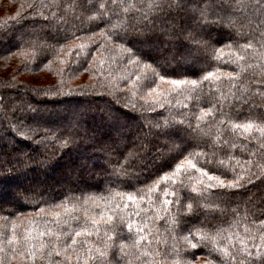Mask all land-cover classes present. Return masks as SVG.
Returning <instances> with one entry per match:
<instances>
[{
	"label": "trees",
	"instance_id": "1",
	"mask_svg": "<svg viewBox=\"0 0 264 264\" xmlns=\"http://www.w3.org/2000/svg\"><path fill=\"white\" fill-rule=\"evenodd\" d=\"M151 3L0 0V264H247L241 253L264 252V3L185 0L167 17ZM130 18L142 54L117 38ZM202 171L252 179L209 188ZM81 228L92 235L48 258Z\"/></svg>",
	"mask_w": 264,
	"mask_h": 264
},
{
	"label": "snow or ice",
	"instance_id": "2",
	"mask_svg": "<svg viewBox=\"0 0 264 264\" xmlns=\"http://www.w3.org/2000/svg\"><path fill=\"white\" fill-rule=\"evenodd\" d=\"M262 3H264V0H261ZM185 4V0H152V3L149 5L150 9H154L155 13L157 16L160 17H167L169 15V13L173 10V9H179L181 8L183 5ZM144 20L146 21V27L148 28V30H152V28L155 27V19L156 16H153L152 18H149L147 15H144ZM201 19H203V17H201ZM132 18H130V23L127 25V27L131 30L130 32L126 33L125 35L121 36L119 33L117 34V38L118 39H123L126 42H128L129 44L132 45V47L135 49L134 52H132V55H137V54H142L141 49L136 47L135 44V40L142 35L141 30L137 27V25L134 22H131ZM208 23H216V24H225L224 18H219L216 20H208ZM227 24L230 26L231 25V21H227ZM192 39H195V37H192ZM246 47H251V45H246ZM132 62V61H130ZM212 76V73L209 72L204 79L208 80L210 77ZM159 80L160 81H165L166 80V76L165 75H159ZM170 84L173 86H180L183 85L185 83H189V81H185V80H179V79H171ZM190 83L192 85H196L197 81L196 80H191ZM248 127H251V125H248ZM261 131H264V129H262ZM191 167L193 169H196V164H191ZM183 168V164H178L177 165V169H182ZM203 176H206L208 181H209V185L208 187L211 188L213 187V184L211 183L212 181H215V186L222 188V189H236V188H240L243 186V184L241 183L242 181L244 183H247L248 181H250L252 179V177H248L247 180H245V177L242 175H234V178L230 181H228L227 183L224 182L223 179H221V176L219 175H210L207 171H202ZM165 197L168 196V192L165 190L164 193ZM173 195L176 196V203L179 204V193H173ZM135 198L132 195H128V200L129 201H133ZM165 203H172V201H168L165 200ZM189 209H191V206L189 205ZM108 220L111 221L112 217L109 216ZM92 225L96 228L97 233L99 232V221L93 219L91 221ZM128 229L129 231H131L132 229V225L129 224L128 225ZM41 235H44V233H41ZM49 235H51V232H49ZM82 235H86V236H91L92 232L89 231L87 228H81L78 231H75L73 235H71L70 240L68 242L64 243L63 248L57 250L56 245L54 244L52 246V251H50L47 255L48 258L51 259L52 257V252L55 253V255L58 257L61 255L62 251H66L68 248H72L75 245H77L78 243H80V241L77 240L78 237H81ZM109 239H111V237H109ZM185 240L187 241L188 245L192 248H196L197 244L196 243H192L191 240H189L187 237L185 238ZM206 240H214V237H208V236H201L200 237V241H206ZM57 243H59V241H57ZM115 242L113 241V244ZM46 245L44 244H40V254L41 256L45 255L44 249H45ZM105 247H108V245H105ZM257 249H259L261 246L257 245L256 246ZM211 254V253H210ZM30 256H32V258H35V253H30ZM105 256L104 252H100L98 258L102 259ZM242 256V260L246 261L247 264H264V252H260L257 251L256 253H253L251 250L247 251L246 253H241ZM257 257H259V259L257 260ZM232 259H236V256L233 255ZM204 264H211V261H205ZM221 264H223V261H221Z\"/></svg>",
	"mask_w": 264,
	"mask_h": 264
},
{
	"label": "rangeland",
	"instance_id": "3",
	"mask_svg": "<svg viewBox=\"0 0 264 264\" xmlns=\"http://www.w3.org/2000/svg\"><path fill=\"white\" fill-rule=\"evenodd\" d=\"M157 53H158V52H157ZM158 54H159V53H158ZM158 54H156V56H159V57H160V55H158ZM24 79H26V81H30V80H31V81H33V82L36 80L35 82H37V83L40 82V80H41V79H38V78L35 79L34 77H32V78H31V77H24ZM34 104H35V103H34ZM8 140H9L10 143L8 142L9 144H7V145L9 146L10 144H12V140H11L10 137L8 138ZM45 187H46V188H48V187L53 188V187H51V186H47V185H46Z\"/></svg>",
	"mask_w": 264,
	"mask_h": 264
}]
</instances>
